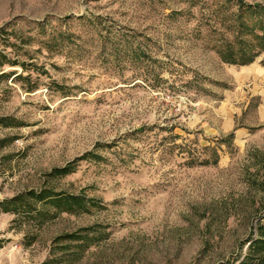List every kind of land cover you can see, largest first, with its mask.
Returning <instances> with one entry per match:
<instances>
[{"label":"rangeland","instance_id":"374dc122","mask_svg":"<svg viewBox=\"0 0 264 264\" xmlns=\"http://www.w3.org/2000/svg\"><path fill=\"white\" fill-rule=\"evenodd\" d=\"M243 3L264 6L0 0V203L46 185L98 203L0 207V264L237 263L264 222V52L219 54L260 48ZM86 226L78 256L60 238Z\"/></svg>","mask_w":264,"mask_h":264},{"label":"trees","instance_id":"16d2710c","mask_svg":"<svg viewBox=\"0 0 264 264\" xmlns=\"http://www.w3.org/2000/svg\"><path fill=\"white\" fill-rule=\"evenodd\" d=\"M242 3V2H241ZM246 9H253L257 13L264 11V6L259 4H246L243 3ZM259 44V50H253V46L246 44L242 40L243 46L234 51L232 48L226 50H219L220 56L231 64L246 65L254 61V59L261 53L264 52V32L257 36ZM264 64V60L261 61ZM233 133H229L222 141L231 139ZM90 153L85 154L80 159H85ZM216 162V159L214 160ZM204 163H207L204 162ZM75 169L74 163H70L63 167H57L52 169L46 175L48 179H54L57 177H63L69 172H73ZM41 203L50 209H54L57 212H65L68 214H80L89 211V206L98 205L94 202V198H87L86 196L69 193L64 190H56L52 186H44L38 190H28L26 192L17 194L11 199L5 200L0 203V207L5 212H11L16 217L25 212L32 213L36 209V204ZM41 215V213H40ZM83 231L80 233H69L61 236L60 239L68 241H76V252L79 256L82 251L85 250L89 245L96 241L97 234H100V230L86 226L81 228ZM236 264H264V222H258L255 225V235H251L245 242V251L237 259Z\"/></svg>","mask_w":264,"mask_h":264},{"label":"crops","instance_id":"0c3cea01","mask_svg":"<svg viewBox=\"0 0 264 264\" xmlns=\"http://www.w3.org/2000/svg\"><path fill=\"white\" fill-rule=\"evenodd\" d=\"M253 62H251V63H249V64H252ZM247 65V64H246ZM260 69L262 70V68L261 67H259V71H260Z\"/></svg>","mask_w":264,"mask_h":264}]
</instances>
